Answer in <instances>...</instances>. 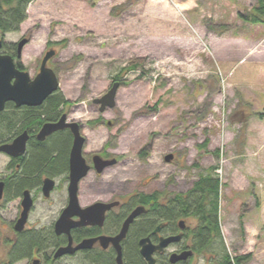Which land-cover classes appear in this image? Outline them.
Segmentation results:
<instances>
[{
    "label": "rangeland",
    "instance_id": "obj_1",
    "mask_svg": "<svg viewBox=\"0 0 264 264\" xmlns=\"http://www.w3.org/2000/svg\"><path fill=\"white\" fill-rule=\"evenodd\" d=\"M258 2L31 0L19 28L31 38L22 55L31 75L55 46L61 91L78 103L73 117L93 121L83 130L88 152L106 144L126 163L107 179L118 171L139 189L173 195L219 176L223 241L232 257L251 255L246 264H264V24L240 17ZM117 78L116 105L101 114L92 99ZM147 145L149 160L138 159ZM4 167L0 155V174ZM55 211L40 207L34 218ZM212 257L197 253L190 264Z\"/></svg>",
    "mask_w": 264,
    "mask_h": 264
},
{
    "label": "flooded vegetation",
    "instance_id": "obj_2",
    "mask_svg": "<svg viewBox=\"0 0 264 264\" xmlns=\"http://www.w3.org/2000/svg\"><path fill=\"white\" fill-rule=\"evenodd\" d=\"M12 32L21 33V36L8 42L6 35L11 32L4 33L0 30L2 42L0 52L12 56L18 70L28 72L30 79L34 80L41 71L48 50L55 51L47 61V66L53 69L52 60L57 50L53 44H50L45 47L40 63L31 75L22 62L23 50L30 43L31 38L28 33L19 29ZM23 39L27 42L19 51V43ZM53 71L56 74L54 69ZM115 81L122 84L120 78L115 79L112 84ZM59 92H62L60 82L58 89L40 104L18 105L10 100L5 103L4 109L0 110V146L13 144L23 134L26 138L24 146L14 147L8 153L0 151V155L5 158L4 171L0 174V251H3L0 256L5 259L0 257V264H71V262L72 264H119L117 248L111 240L105 246V240L101 237L117 236L127 217L138 206H144L145 210L133 220L126 236L120 241L123 264L129 262L138 264L140 259H144L149 264L141 254L142 239L146 238L148 244L157 246L162 239L178 235H181L179 240H173L162 251L153 252L154 264L164 260L171 264H190L193 255L197 254L192 247V231L197 226V222L192 227L189 219L196 218L188 215L174 219L167 214L168 203L180 193L171 195L156 190L139 189V185L133 184L128 178H120L124 173L119 174L118 171L113 178L107 179L106 175L109 171L124 167L126 163L121 162L122 159L118 155H111L106 144L99 151L88 152L89 141L83 130L93 121H88L86 124L77 121L73 113L78 103L68 99L64 94L62 99L58 95ZM92 105L96 106L101 114L110 109L107 107L101 111L102 104L95 102L94 99ZM63 116L66 124L78 123L80 133L85 138L82 154L89 170L78 183L79 204L82 208H87L103 203L107 208L101 223L96 215L89 219L88 224L75 225L70 229L73 247L85 239H94L95 242L90 248L56 256L57 250L67 246L70 241L69 234L58 233L55 224L69 204L74 135L69 126L57 129L44 138L40 137V133L46 124L59 123ZM105 123L111 125L112 121ZM152 148L153 145L141 148L138 159L149 160ZM110 160L113 163L105 164ZM165 161H167L166 156ZM100 163H104L101 170L98 167ZM46 187L50 189L48 194L45 191ZM25 198H28L31 204L27 219L21 226L18 222L24 211ZM40 207L47 211L56 208L55 215L53 214L51 219L45 222L41 221L42 216L34 218ZM3 211H6L9 217H3ZM72 220L79 222L81 218L74 215ZM142 224H145L144 229L141 228ZM188 250H191L192 254L187 259L171 262L172 254H180Z\"/></svg>",
    "mask_w": 264,
    "mask_h": 264
},
{
    "label": "water",
    "instance_id": "obj_3",
    "mask_svg": "<svg viewBox=\"0 0 264 264\" xmlns=\"http://www.w3.org/2000/svg\"><path fill=\"white\" fill-rule=\"evenodd\" d=\"M27 42L26 39H23L19 43V51L23 48L25 43ZM2 47V42L0 41V50ZM55 53L54 50H51L47 53L44 57L41 71L37 75L34 80L30 79L28 72L20 71L16 68V64L12 56L7 54H1L0 52V110L4 109L5 103L7 101L13 100L18 105L21 104H40L47 96L51 93L56 91L59 87V81L54 73L53 69L47 66L48 59L53 56ZM14 79V81H12ZM121 84L119 81H115L108 92H106L103 96L95 98V102H100L101 111H104L107 107L113 108L116 105V94L117 90ZM65 117L63 116L59 123L56 124H46L41 133L40 137L44 138L46 135L50 134L51 132L64 128L65 126L71 127L72 133L74 135V142L71 152V182L69 186V204L62 212L61 216L57 220L55 224L56 231L58 233H67L69 234V244L65 247H60L57 252L56 256H60L66 253H73L75 250L78 249H87L90 248L93 243L95 242L94 239H85L77 246L73 247V241L70 236V229L75 225H86L90 221L89 219L92 216H98L99 222L103 221V216L106 211V204L97 203L93 206L82 208L79 204V200L77 197L78 191V183L79 180L84 177L88 170L89 166L86 164V161L83 157L82 150L85 142V138L80 133L79 124L74 122L71 124H66ZM25 134L19 136L13 144H5L0 146V151L10 152L12 148H18L19 146H24L25 143ZM173 159V155H167L166 160L170 161ZM113 161H107L105 164H111ZM104 163H100L99 170L102 169ZM49 187L45 188L46 194H48ZM30 200L25 198L24 200V211L22 212V216L19 219L18 225H23L27 219V213L30 207ZM144 206H138L135 208L131 214L125 220L123 227L120 233L113 237V238H106L101 237L102 240H105V246L111 240L114 246L117 248L118 251V263L123 264L122 261V248L120 245V241L126 236L128 228L133 220L140 215L144 211ZM74 215L80 216L81 220L79 222H73L72 217ZM181 235L176 237H170L162 239L160 244L157 246H153L148 244V239H142L141 241V254L142 256L149 262V264H154L155 259L153 258L152 254L155 250L162 251L170 242L173 240H179ZM192 254L191 250L184 251L180 254H172L171 255V262L175 263L179 260H185Z\"/></svg>",
    "mask_w": 264,
    "mask_h": 264
},
{
    "label": "trees",
    "instance_id": "obj_4",
    "mask_svg": "<svg viewBox=\"0 0 264 264\" xmlns=\"http://www.w3.org/2000/svg\"><path fill=\"white\" fill-rule=\"evenodd\" d=\"M30 2L31 0H0V30L4 33L18 30L27 18ZM240 17L251 23L264 24V0H259L249 13H240ZM58 95L63 99L62 92ZM220 188L221 180L218 175L212 172L203 174L187 192L177 194L168 203L167 214L174 219L188 215L197 219V226L192 231V247L199 254L206 251L216 253L219 258L212 257L213 264H246L251 255L232 257L224 244L219 217ZM143 227L145 228V224L141 225L142 229ZM138 264L148 263L140 259ZM157 264L171 263L164 260Z\"/></svg>",
    "mask_w": 264,
    "mask_h": 264
}]
</instances>
